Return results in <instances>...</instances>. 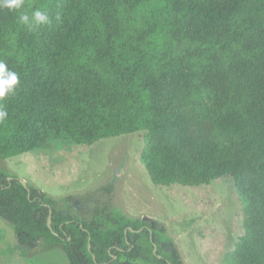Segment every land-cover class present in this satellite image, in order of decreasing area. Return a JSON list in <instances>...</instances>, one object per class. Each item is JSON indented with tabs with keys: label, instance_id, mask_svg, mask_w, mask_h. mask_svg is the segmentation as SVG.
<instances>
[{
	"label": "trees",
	"instance_id": "1",
	"mask_svg": "<svg viewBox=\"0 0 264 264\" xmlns=\"http://www.w3.org/2000/svg\"><path fill=\"white\" fill-rule=\"evenodd\" d=\"M35 8L51 24L32 32L0 9V60L20 74L0 158L44 148L46 134L90 145L145 131L153 184L234 180L245 232L223 264H264V0H25ZM193 119L210 138L193 134ZM8 177L0 171V218L28 249L45 239L70 264H186L158 221H87Z\"/></svg>",
	"mask_w": 264,
	"mask_h": 264
},
{
	"label": "rangeland",
	"instance_id": "2",
	"mask_svg": "<svg viewBox=\"0 0 264 264\" xmlns=\"http://www.w3.org/2000/svg\"><path fill=\"white\" fill-rule=\"evenodd\" d=\"M191 129L195 136L211 137L210 126L195 119ZM145 134L90 145L54 141L46 134L44 148L0 158V171L40 189L59 210L87 221L110 213L147 224L158 221L186 264H223L245 232L234 180L225 176L197 187L153 184L140 160ZM0 264L70 263L64 245L41 239L28 249L18 242L14 227L0 218Z\"/></svg>",
	"mask_w": 264,
	"mask_h": 264
},
{
	"label": "clouds",
	"instance_id": "3",
	"mask_svg": "<svg viewBox=\"0 0 264 264\" xmlns=\"http://www.w3.org/2000/svg\"><path fill=\"white\" fill-rule=\"evenodd\" d=\"M25 0H0V9H7L18 13L17 22L28 31H36L42 26L51 24V19L46 10L33 9L30 13L23 10ZM60 19L59 15L56 17ZM20 84V74L8 68L7 64L0 60V122L8 117L4 100L14 94Z\"/></svg>",
	"mask_w": 264,
	"mask_h": 264
},
{
	"label": "water",
	"instance_id": "4",
	"mask_svg": "<svg viewBox=\"0 0 264 264\" xmlns=\"http://www.w3.org/2000/svg\"><path fill=\"white\" fill-rule=\"evenodd\" d=\"M21 182H22V184H23L24 186H26V185H27V182H26V181H24V180H21ZM155 248H156V245H155Z\"/></svg>",
	"mask_w": 264,
	"mask_h": 264
}]
</instances>
